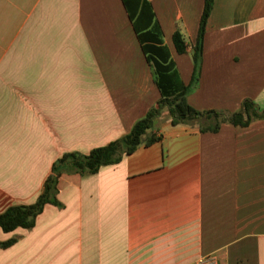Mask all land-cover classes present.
<instances>
[{"label": "crops", "instance_id": "crops-1", "mask_svg": "<svg viewBox=\"0 0 264 264\" xmlns=\"http://www.w3.org/2000/svg\"><path fill=\"white\" fill-rule=\"evenodd\" d=\"M184 84L204 0H149ZM187 42L177 54L172 35ZM159 99L121 0H0V214L31 205L66 153L126 136ZM264 110V0H213L197 111ZM162 109L139 146L96 173L62 174L60 206L0 230V264H264V118L201 132Z\"/></svg>", "mask_w": 264, "mask_h": 264}, {"label": "trees", "instance_id": "trees-1", "mask_svg": "<svg viewBox=\"0 0 264 264\" xmlns=\"http://www.w3.org/2000/svg\"><path fill=\"white\" fill-rule=\"evenodd\" d=\"M121 3L140 50L149 65L152 81L159 92L157 103L134 123L126 136L107 145L93 148L86 155L66 153L57 159L52 165L51 175L44 182L42 192L33 204L12 206L0 214L2 232L10 233L18 228L30 229L45 205L60 206L57 199V184L62 174H94L102 166L118 163L123 155L132 154L139 146H150L157 142L158 138L152 135L150 130L154 120L164 108L169 112L172 125H189L197 120L210 122L199 127L201 132H217L222 123L246 127L252 121L264 118V110L250 99L243 100L238 111L227 115L217 111H197L187 102L190 89L197 79L202 41L213 0H204L203 3L196 40L192 45L193 74L188 85L181 80L169 50L163 42V32L150 1L121 0ZM172 42L177 54L186 53L188 45L180 31L173 33ZM14 242V239L0 241V248L9 247Z\"/></svg>", "mask_w": 264, "mask_h": 264}, {"label": "built area", "instance_id": "built-area-1", "mask_svg": "<svg viewBox=\"0 0 264 264\" xmlns=\"http://www.w3.org/2000/svg\"><path fill=\"white\" fill-rule=\"evenodd\" d=\"M197 264H220V262L215 255L211 254L200 257Z\"/></svg>", "mask_w": 264, "mask_h": 264}]
</instances>
